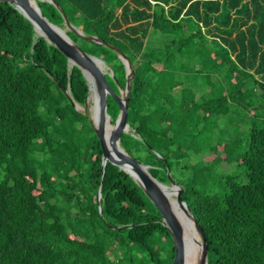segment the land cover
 Segmentation results:
<instances>
[{"label": "trees", "instance_id": "1", "mask_svg": "<svg viewBox=\"0 0 264 264\" xmlns=\"http://www.w3.org/2000/svg\"><path fill=\"white\" fill-rule=\"evenodd\" d=\"M54 1L132 61L130 131L120 144L165 184L168 166L188 172L176 182L206 233L208 263L264 264V129L253 125L245 143L218 142L215 156L195 164L176 139L200 137L244 100L264 107V0ZM37 3L66 27L54 3ZM67 34L112 65L117 93L126 87L115 50ZM88 93L82 70L0 1V264L173 263L161 212L125 170L103 166L91 121L71 102L85 104ZM119 111L108 96V113ZM221 161L239 173L216 170Z\"/></svg>", "mask_w": 264, "mask_h": 264}, {"label": "water", "instance_id": "2", "mask_svg": "<svg viewBox=\"0 0 264 264\" xmlns=\"http://www.w3.org/2000/svg\"><path fill=\"white\" fill-rule=\"evenodd\" d=\"M0 1L8 2L9 4L16 6L17 9L31 21L35 32H39V36L45 37L50 44H53L68 58V64L70 67L77 66L82 70L89 85V93L85 105L88 104L91 93L90 85L92 81H94L96 84L99 97L98 112L96 119L90 121L101 144L103 152V166L105 167L107 162H111L112 164L117 165L121 169L125 170L143 188L146 195L161 212L162 222L169 228L175 247V256L172 264H184L186 250L183 243V228L178 218L174 214L171 203L168 200L166 193L167 187H170L175 192L174 196L176 203L188 210L191 218L194 221L196 230L201 235L202 256L199 264H209V248L206 233L195 218L188 204L183 200V188L175 180H173L169 166L168 176L170 180V186L159 181L149 171L150 165L141 163L139 160L130 155L120 144L122 134L124 132L130 131V125L128 123L129 95L132 89V81L134 79L135 71L129 56H127V54H125L120 48L109 43H103L97 36L86 35L81 29L77 28L71 23L64 10L61 9L58 3H55L54 0H42L54 3L60 9L64 17L67 30L72 31L77 37L89 42L105 44L118 53L119 59L124 63L126 68L127 83L125 88L119 87V93H117L111 87L107 79V76L110 75L101 70L96 65L95 60H98L103 64H107V62L96 55L87 53L78 43L71 39L66 30L58 25L53 24L47 17H45L37 3V0ZM87 73L90 74V77ZM110 77H114V74ZM124 93L125 95H123ZM108 96H111L119 105L120 111L116 119H113L108 113ZM71 102L74 104L75 108L79 110L77 104L74 103L72 99ZM112 125L115 126V130L112 132V134L108 135L107 128L108 126ZM125 165H129L132 169H126ZM101 197L102 193L100 189L98 192L99 202ZM100 211L102 212L101 207Z\"/></svg>", "mask_w": 264, "mask_h": 264}, {"label": "rangeland", "instance_id": "3", "mask_svg": "<svg viewBox=\"0 0 264 264\" xmlns=\"http://www.w3.org/2000/svg\"><path fill=\"white\" fill-rule=\"evenodd\" d=\"M63 29L68 31L66 27ZM159 36L160 35L156 37L157 40L159 39ZM104 71L108 73L110 76L114 74L111 64H105ZM188 84L191 88L192 82ZM196 87L197 89H199L198 84L196 85ZM118 89H119V86H118ZM197 94H200V93H197ZM123 95H125V93ZM245 101L246 100L240 103L241 106H238V105H236V107L234 106L233 112L230 115V117L227 116L228 118L221 119L217 123H215L214 120L208 122V126L206 127L204 134L201 135L200 137L192 136L188 134V132L186 131H183L184 132L183 135L178 134L176 137L177 142L184 144V151L187 148H189L187 149L188 157L186 160H189V161L191 160L192 163L194 164L196 162L203 161L204 159L209 160V158L215 156V151L211 149L213 147L217 149L218 146L216 147V144L218 142L227 141V140L229 141L230 139H235V140L240 139L242 143H245L248 140L249 131L252 129L253 125H258L259 128L264 129V107L262 108L259 106L258 109L254 110L253 108H250L249 106H245ZM76 104L79 109L78 111L83 112L84 114L87 115V117L90 120H92L91 118L92 112L90 111V109L93 104V101L88 100L87 105L85 104L82 105L78 103ZM254 104L257 105V103H254ZM194 150L200 151V154H196ZM216 170L223 172V173H228V174L230 173L238 174L239 173V170L236 164H232L227 161H221L216 167ZM171 176L173 180L175 181L185 182L186 179L189 177V174L184 169H179V170L175 169L172 172ZM241 181H245L244 178H241ZM167 185L170 186V181ZM173 198H175V196Z\"/></svg>", "mask_w": 264, "mask_h": 264}, {"label": "bare ground", "instance_id": "4", "mask_svg": "<svg viewBox=\"0 0 264 264\" xmlns=\"http://www.w3.org/2000/svg\"><path fill=\"white\" fill-rule=\"evenodd\" d=\"M36 34L39 35V32H36ZM95 63L101 70L104 71L105 64H103L102 62H99L98 60H95ZM88 75L90 77V74ZM90 87H91V93H90L89 100L93 101V104L90 109V111L92 112L91 118L92 120H95L97 117V112H98V99H99L98 90H97V86L94 83V81H92ZM114 130H115V126L113 125L108 126L107 128L108 135L112 134ZM125 168L129 170L132 169L129 165H125ZM166 193H167L168 200L171 203L173 212L178 218L183 228V243L185 245V250H186L184 264H199L201 256H202L201 235L196 230L194 221L191 218V215L188 212V210L181 207L180 205L176 203L175 198H173L175 192L170 187H168L166 189Z\"/></svg>", "mask_w": 264, "mask_h": 264}]
</instances>
